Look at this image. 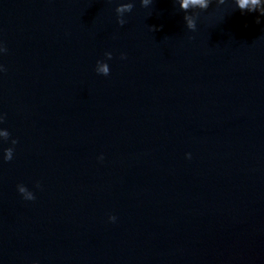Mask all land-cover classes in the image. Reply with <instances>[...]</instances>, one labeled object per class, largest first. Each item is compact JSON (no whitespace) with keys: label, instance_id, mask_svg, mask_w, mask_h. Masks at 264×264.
Segmentation results:
<instances>
[{"label":"water","instance_id":"1","mask_svg":"<svg viewBox=\"0 0 264 264\" xmlns=\"http://www.w3.org/2000/svg\"><path fill=\"white\" fill-rule=\"evenodd\" d=\"M229 2L0 0V264H264V16Z\"/></svg>","mask_w":264,"mask_h":264},{"label":"clouds","instance_id":"2","mask_svg":"<svg viewBox=\"0 0 264 264\" xmlns=\"http://www.w3.org/2000/svg\"><path fill=\"white\" fill-rule=\"evenodd\" d=\"M144 4L147 5L151 2V0H143ZM213 2L216 3L217 7L220 5H225L226 3H230L229 0H181L180 7L183 9L186 13L184 20L186 22V27L188 30L195 32L197 30V21L199 19L198 14H187L188 10L190 8L196 10H206L209 8ZM236 7L241 11L244 12L247 10V12H259L261 16H264V0H235ZM133 5L131 3H123L117 8V23L119 25H124L127 22V18L124 15L125 13H130L132 10ZM257 22L259 23V17L257 18ZM155 27V26H153ZM7 51V47L3 40H0V54L5 53ZM121 59L126 58V53H121ZM107 60L110 61L113 57L112 51L106 52ZM104 64V67L102 69V72L104 76H108L110 74L111 68L110 64L106 63L105 61H102L98 59L95 64V71L97 74L101 73L100 65ZM7 68L3 63H0V73L6 72ZM5 120V114L0 113V124H3ZM0 138L3 139V141H9L10 139V145L3 149L2 156H0V159L3 161H11L14 158V146L18 143V140L16 138L11 137V133L7 127H0ZM185 157L188 159H191L192 153L186 152ZM98 160L103 161L104 160V154L100 153L97 157ZM35 187L39 188L41 187L40 182L36 181ZM18 193L21 194V197L25 201H34L36 199L35 192L30 189L26 184L19 183L16 186ZM117 216L115 214H110L108 216V220L112 223H115L117 221ZM30 264H40V261L38 259L31 260Z\"/></svg>","mask_w":264,"mask_h":264}]
</instances>
